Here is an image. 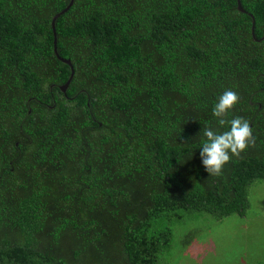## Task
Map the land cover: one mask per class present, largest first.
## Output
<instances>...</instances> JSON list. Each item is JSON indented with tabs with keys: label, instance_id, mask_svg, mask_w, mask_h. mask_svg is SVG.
<instances>
[{
	"label": "trees",
	"instance_id": "trees-1",
	"mask_svg": "<svg viewBox=\"0 0 264 264\" xmlns=\"http://www.w3.org/2000/svg\"><path fill=\"white\" fill-rule=\"evenodd\" d=\"M0 0V264H158L177 213L264 180V0ZM227 89L254 143L209 175Z\"/></svg>",
	"mask_w": 264,
	"mask_h": 264
},
{
	"label": "rangeland",
	"instance_id": "rangeland-1",
	"mask_svg": "<svg viewBox=\"0 0 264 264\" xmlns=\"http://www.w3.org/2000/svg\"><path fill=\"white\" fill-rule=\"evenodd\" d=\"M248 200L244 217L179 212L164 221L172 239L158 264H264V180L249 186Z\"/></svg>",
	"mask_w": 264,
	"mask_h": 264
},
{
	"label": "clouds",
	"instance_id": "clouds-1",
	"mask_svg": "<svg viewBox=\"0 0 264 264\" xmlns=\"http://www.w3.org/2000/svg\"><path fill=\"white\" fill-rule=\"evenodd\" d=\"M238 101L239 96L235 91L225 90L214 104L212 113L219 127L227 126V130L219 132L207 127L202 130L206 139L200 147V159L209 175L221 174L232 157H239L254 143L252 128L247 120L242 117L226 119Z\"/></svg>",
	"mask_w": 264,
	"mask_h": 264
},
{
	"label": "water",
	"instance_id": "water-1",
	"mask_svg": "<svg viewBox=\"0 0 264 264\" xmlns=\"http://www.w3.org/2000/svg\"><path fill=\"white\" fill-rule=\"evenodd\" d=\"M73 1H74V0H70L69 3H68V5H67L62 11H60V12L57 13V14H55V15L52 17V19H51V30H52V34H53V53H54L55 57H56L60 62H62L63 64L67 65V66L70 68V71H71L70 76H69V79L67 80V82H66L64 85H62V86L60 87V90H61L63 93H65V91L67 90V88H68V86H69V83H70L71 79L73 78L74 70H73V67H72V64H71L70 60H66V59L61 58V57L58 55V53H57V47H56V32H55V21H56L60 16H62L64 13H66V12L70 9V7H71L72 4H73ZM236 5H237V10H238L239 12H241V13H243V14H245V15H247L248 17L251 18V20H252L251 36H252V38H253L254 41H256V42H260L263 38H261V39H257V38L255 37V34H254V18H253V16H252V14L248 13L247 11H245V10L243 9V7L241 6L240 0H236Z\"/></svg>",
	"mask_w": 264,
	"mask_h": 264
}]
</instances>
